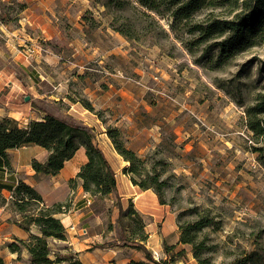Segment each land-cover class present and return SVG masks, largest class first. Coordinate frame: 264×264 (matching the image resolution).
I'll list each match as a JSON object with an SVG mask.
<instances>
[{
  "label": "rangeland",
  "instance_id": "rangeland-1",
  "mask_svg": "<svg viewBox=\"0 0 264 264\" xmlns=\"http://www.w3.org/2000/svg\"><path fill=\"white\" fill-rule=\"evenodd\" d=\"M180 1L0 0V62L27 61L9 69L27 81L31 75V92L41 96L37 107L92 128L115 172L122 195L89 196L96 222L66 227L82 237L99 231L102 244L89 250L87 264H128L143 253L135 244L148 238L146 230L163 224L170 238L188 229L193 244L163 247L162 259L165 252L172 262L180 249L197 264L194 252L201 264H234L256 249V264H264V132L249 129L246 112L264 99V29L233 53L219 54L221 38L195 28L234 19L244 0H202L187 19H177L187 0ZM26 17L31 24L21 19L20 25ZM29 48L32 56L24 53ZM257 118L264 122V113ZM107 127L117 128L139 158L138 174L127 171ZM77 157L67 166H79ZM153 178L160 192L146 190L163 211L146 227L151 217L132 215L123 194L132 186L145 191L132 180L151 184ZM55 186L71 189L66 179ZM5 203L0 197V206ZM12 209L9 202L7 215ZM196 222L203 227L190 229ZM117 242L125 248L113 254L108 245ZM49 248L52 260L63 259L52 264L75 259L62 241L50 239Z\"/></svg>",
  "mask_w": 264,
  "mask_h": 264
},
{
  "label": "trees",
  "instance_id": "trees-1",
  "mask_svg": "<svg viewBox=\"0 0 264 264\" xmlns=\"http://www.w3.org/2000/svg\"><path fill=\"white\" fill-rule=\"evenodd\" d=\"M146 5L144 0H140ZM202 0H187L179 6L177 10V19H187L194 10H196ZM177 2H181L177 0ZM243 12L237 14L232 20L211 21L204 26H196L195 30L200 31L205 37H219L216 42L219 54L229 55L242 46L249 43V39L264 29V0H244L242 2ZM125 37H129L122 30H118ZM249 117V129L257 136L264 132V122L258 120V115L264 113V99L249 107L247 110ZM254 120H253V119ZM106 134L116 152L127 162H129L128 172L138 174L139 158L136 154L127 149L119 137V131L114 127H107ZM93 129L68 121L62 117L45 112L43 119L29 121L25 125H20L14 119L4 117L0 119V158L6 170H9L8 151L21 146L36 145L47 151L48 155L44 162L36 159L31 161V168L35 175L55 176L64 167V164L71 160L79 148H83L86 156V162L79 167L74 178L69 179L68 183L71 189L80 182L82 190L91 197H106L116 193L115 172L105 156L102 149L95 143ZM133 184L143 190L153 188L156 193L161 190V184L156 178H153L151 184L144 181ZM4 186L0 185L1 189ZM10 204L14 211L21 217L17 225L29 231L30 226L38 229V234L30 233L26 240L14 239L7 244V248L12 253H17L20 258L21 251L25 249L28 253V264H52L60 262L61 258L55 255V260L50 258L49 240H66V230L56 215L65 213L62 209L69 207L67 202L54 203L51 206H45L41 195L31 186L18 181L10 188ZM2 202H6L5 198ZM2 206V205H1ZM31 207L34 210L31 212ZM129 212L132 215L139 216L132 203L129 204ZM119 211L122 212L120 209ZM203 226L196 222L191 228L199 229ZM125 239V238H124ZM146 236L141 238L135 247L143 252L142 260H130L128 264H170V261L160 259L155 260L151 252L145 247ZM180 244H193V238L188 229L182 230ZM115 244H109L113 246ZM105 247V246H102ZM107 247V246H106ZM164 250L169 252L174 246L163 244ZM175 257L183 256V251H177ZM198 264H201L197 254L193 253ZM258 256L256 249L236 259L234 264H256L255 257ZM17 258V259H18ZM0 264H4L0 256ZM68 264H82L78 259L70 258Z\"/></svg>",
  "mask_w": 264,
  "mask_h": 264
},
{
  "label": "crops",
  "instance_id": "crops-1",
  "mask_svg": "<svg viewBox=\"0 0 264 264\" xmlns=\"http://www.w3.org/2000/svg\"><path fill=\"white\" fill-rule=\"evenodd\" d=\"M21 19L27 24H31L26 17L20 18V25L22 24ZM17 57L19 58V55H17L16 58ZM27 63V61L16 60H12V62H0V119L8 117L25 125L29 121L40 120V117L44 116L45 112H48L44 109H39L34 103L36 102V99H40L41 96L38 94L34 95L31 92L34 88L31 75L26 77L29 80L27 81L26 79L19 78L17 75L15 76V71L9 69V67L14 64L17 66L22 65L23 67H27ZM23 72L27 73L28 71L23 70ZM25 97H29V100L25 101ZM7 153L9 170L5 169L3 160L0 158V185L5 187L4 189H1L0 195L6 200L5 205L0 206V256L4 261V264H20L17 259L18 254L12 253L7 248L8 243L13 242L14 239L26 240L30 233L38 234V229L35 226H30L29 231L21 229L17 225L21 218L13 209L11 211V215H13V219L16 220L8 221V218L11 215H7L6 207L9 206L10 202V188H12V186H14L18 181H23L33 187L41 195L45 206H51L58 202H65V200L68 199L70 204L68 211L66 213L59 214L61 216V218H59L61 223L64 228L67 229L66 240L62 242L68 247V251L73 253V257L75 259H78L82 264H87L85 259L90 253L89 250L94 246L102 244V238H96L99 235V231L82 237L79 236L76 231L70 230L66 227L72 224L76 228L79 224H83L89 228L91 224L96 222L98 215L88 208L89 204L87 201H90L88 198L89 195L82 190L80 182L74 190L69 188L65 190V188L62 187L61 191H58L55 186L56 182H63L65 179L68 182L73 175H76L79 167L86 161H83L79 166H76V168H78L77 171H71L67 168V163L71 161L69 160L55 176H36L31 168V161L36 159L39 162H44L48 155L46 150L36 145H27L11 149ZM83 153L85 154L84 150ZM51 184H53V186ZM116 191L119 196L122 195L120 194L118 185L116 187ZM69 192L72 195H68ZM123 196V198L133 204L134 209L143 218L146 216L151 217L147 218L146 227H151L154 223V219L159 215L158 212L163 211L162 205H154L156 202L152 206V197L148 194V190L141 191L132 186L131 192L129 194H123ZM148 200H150V205L146 206L145 202ZM146 233L148 234V238L145 247L149 251L156 249L154 251L162 252L163 244H166L167 246H174L173 250L177 248L184 249V246L179 243V238L174 236L172 238L169 237L171 229H167L165 224H163L159 230L157 229V231L150 229L146 230ZM108 248L111 249L113 254H117L125 247L117 242L113 247ZM163 254L164 260L167 259V261H169L170 255L167 256L165 252H163ZM20 257L23 258L26 263L28 262L29 256L25 249L21 251ZM143 258V253L138 252L136 259L134 260H142ZM170 264L197 263L192 258L191 254L185 253L181 257H174V260Z\"/></svg>",
  "mask_w": 264,
  "mask_h": 264
},
{
  "label": "built area",
  "instance_id": "built-area-1",
  "mask_svg": "<svg viewBox=\"0 0 264 264\" xmlns=\"http://www.w3.org/2000/svg\"><path fill=\"white\" fill-rule=\"evenodd\" d=\"M35 52V49H33V48H29V49H26L25 51H24V53L27 55V56H32V54ZM88 202V201H87ZM71 229H74V226H69ZM80 231H82L83 233H85L86 232V230L85 229H82V228H80ZM152 256H153V258L155 259V260H160V259H162V256H161V254L159 253V252H157V251H153L152 252Z\"/></svg>",
  "mask_w": 264,
  "mask_h": 264
},
{
  "label": "bare ground",
  "instance_id": "bare-ground-1",
  "mask_svg": "<svg viewBox=\"0 0 264 264\" xmlns=\"http://www.w3.org/2000/svg\"><path fill=\"white\" fill-rule=\"evenodd\" d=\"M83 148L81 147V148H79L78 150H77V152L75 153V155L74 156H76V155H78V157H77V159H78V161L79 162H83V161H86V156H85V154L83 153ZM76 163H78V162H76ZM76 163H72V164H70L69 166H68V168H71L72 170H78V168H76ZM65 175V174H64Z\"/></svg>",
  "mask_w": 264,
  "mask_h": 264
},
{
  "label": "water",
  "instance_id": "water-1",
  "mask_svg": "<svg viewBox=\"0 0 264 264\" xmlns=\"http://www.w3.org/2000/svg\"><path fill=\"white\" fill-rule=\"evenodd\" d=\"M24 100H25V101H28V100H29V97H25Z\"/></svg>",
  "mask_w": 264,
  "mask_h": 264
}]
</instances>
